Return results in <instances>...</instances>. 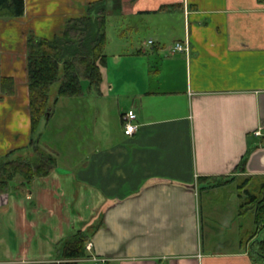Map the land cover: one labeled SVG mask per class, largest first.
<instances>
[{"label": "crops", "instance_id": "0c3cea01", "mask_svg": "<svg viewBox=\"0 0 264 264\" xmlns=\"http://www.w3.org/2000/svg\"><path fill=\"white\" fill-rule=\"evenodd\" d=\"M100 1L108 18L114 10L122 29L157 36L139 38L142 44L137 48L133 42L132 50L121 40L125 49L114 59L119 70L123 60H133L124 68L128 82L109 81L106 59L100 96L58 102L62 125H79L82 119L67 112L73 108L87 118L84 140L76 139L65 163L56 159L53 175L21 190L16 180L12 193L0 197L7 235L0 264L54 262L58 246L79 232L88 235L93 255L107 264H262L252 253L260 239L254 222L252 229L241 222L252 218L241 215L237 189L225 196L233 203L231 220L238 223L234 251H205L204 228L211 234L220 209L205 210L202 200L246 179L264 180V137H255L264 129V0H51L41 9L24 0L22 18H0L13 28L9 46L0 40V81L10 79L14 88L12 96L0 90V106L13 100L28 112V38L60 36L65 21ZM30 5L35 29L27 32L18 24L28 18ZM172 14L180 15V29L170 41L171 22L163 19ZM186 40L188 56L174 53ZM86 103L88 109L80 108ZM8 112L1 109L0 122L9 123ZM27 112L12 114V125L0 126L20 145L6 149L5 157L28 150ZM103 112L116 119L108 132L104 123L92 120L97 114L102 119ZM128 112L136 115L137 127L130 137L121 122ZM52 120L40 125L39 138L41 149L55 158L52 149L63 128L56 125L48 137L42 129ZM243 161L245 173L238 174ZM224 181L231 182L213 188Z\"/></svg>", "mask_w": 264, "mask_h": 264}, {"label": "trees", "instance_id": "16d2710c", "mask_svg": "<svg viewBox=\"0 0 264 264\" xmlns=\"http://www.w3.org/2000/svg\"><path fill=\"white\" fill-rule=\"evenodd\" d=\"M105 2L90 4L82 17L65 21L60 36L52 39L29 37L26 43L28 116L30 137L27 149L34 161L12 156L0 158V197L7 196L15 189L28 188L35 180L48 178L57 170L55 158L40 148V125L54 117V110L60 100H80L93 93L100 96L103 83L101 67L106 62L108 11ZM24 0H0V18H22ZM58 87L52 98L51 92ZM13 82L1 79L0 90L4 96L14 93ZM32 137V138H31ZM244 161L235 172L244 174ZM232 181V180H231ZM231 181L220 182L219 188ZM202 182V181H200ZM239 211L241 215H251L256 234L264 231V180H244L237 186ZM90 238L85 233H77L64 240L56 250V260L44 264H77L88 259L85 250ZM251 240V239H250ZM253 257L264 264V236L253 243ZM254 246H256L254 248ZM43 264V263H38Z\"/></svg>", "mask_w": 264, "mask_h": 264}, {"label": "rangeland", "instance_id": "374dc122", "mask_svg": "<svg viewBox=\"0 0 264 264\" xmlns=\"http://www.w3.org/2000/svg\"><path fill=\"white\" fill-rule=\"evenodd\" d=\"M31 0H28V2H30ZM36 4L34 6H39V8L41 9L42 6L45 5V3L47 2H51V0H33ZM42 5V6H41ZM29 14H28V18H26L24 21H22L21 25L18 24L21 29H28V31H31V29L34 28L33 23H34V15H35V10L31 8V5L29 7ZM38 11V10H36ZM114 10H109V27L107 30V35H108V42L109 44L107 45L108 48L105 51V55H106V59L108 60V68L107 71L108 72V77H109V81L110 82H117L118 78L121 79L120 82L121 83H125L128 82L129 78L126 75V71H124V68L126 66H131V63L133 60H128L125 59L123 60V64L120 66L121 68L123 67V69L119 70L116 67V63H115V59L114 57L116 56V54H122V50L125 48H122L120 45L121 40H128L126 46L127 49L132 50L131 45L133 42H136L135 45H137V48L140 47L139 43V38H141L140 40H146L149 38H154V36L157 35H153L151 33H146V32H142L138 35L133 34L132 31H129L127 28L125 27L124 29H122L123 27H119V25L117 24V18L115 13H113ZM40 13V11H38V14ZM83 16V15H82ZM79 16V17H82ZM180 15L178 14H172L170 17H167L165 20L167 23L171 22V26H167V30L168 31H172L173 35L169 38L170 41L171 39L175 36L176 38L179 35V31L178 29H180L179 27V18ZM182 17V16H181ZM47 28V27H46ZM162 28L164 29V25L162 26ZM175 28V29H174ZM5 29L8 32L7 34H4ZM13 28H10L9 24H5L3 25V23L0 21V30H2L0 32V40L3 43L4 41L7 42L6 46L10 45L11 42V38H8L10 34V32L12 31ZM35 29V28H34ZM45 32V30H44ZM156 38V37H155ZM7 39V40H6ZM136 49V48H135ZM57 90L58 87H54L51 95L52 98H54L57 94ZM28 97V96H27ZM24 98V96H23ZM13 101V100H12ZM8 102L9 105H1L0 106V111L1 109H6L8 110L9 114L8 117L6 118H10L9 123H2L0 122V126H7L8 125H12L11 124V115L14 113L23 115L26 114L25 112H27V110L24 108L23 106L19 107L17 105H15V101L13 102ZM61 101V100H60ZM59 101V102H60ZM100 101V100H99ZM58 105V104H57ZM86 106H81L80 108H85L88 109V105L87 103L85 104ZM19 108H23L22 111H19ZM98 108V107H96ZM17 109V110H16ZM54 112V120L51 121L50 124H48V128H42L45 135L47 134L48 137V133L53 134V127H56V125H61V127L63 128L62 133L57 136L56 138V145H54L53 147V152H54V157L55 159H58L59 164H63V162L65 163V161H67L69 154V149H73L74 148V143L77 139L78 142H82L84 140V138L82 137V135H84V130L83 128V124L84 121H86L87 118H85L84 116H81V113L79 115H76V113L74 112V108L68 110V114L70 116H73V118H75V120L77 119V121L79 119H82L80 122H78L79 125H76L73 123H65L64 125H62L63 123L61 122V118L60 116H64V112H62L61 109H59L57 106L55 107ZM102 119L101 117L97 114L94 115V117L92 118L93 122H97V123H104L106 125V129L107 132L110 131L111 129L113 130L116 127V119H114L112 116H106L105 112L102 113ZM7 115V114H6ZM41 129V128H40ZM0 158L5 157L6 153L5 150H9L12 149L14 147L17 148V145L19 143H15V140L13 139V135H11L9 132H7L6 134L4 133V131L0 128ZM48 131V132H47ZM105 132V131H104ZM106 133V132H105ZM109 134V133H108ZM38 135H40V130ZM101 134L97 135L99 136V139H96V144H99L104 140V138L102 136H100ZM5 136H8L6 139ZM12 137V138H11ZM47 137H43V141L46 142L48 140ZM103 138V139H102ZM23 140V139H22ZM21 140V141H22ZM5 142H9L10 144L7 146H5ZM14 144V145H13ZM103 144V143H101ZM100 144V145H101ZM23 145V144H21ZM20 146V145H18ZM41 148V146H40ZM43 151H47V149H44V147H42ZM6 150V151H7ZM18 158H23L26 160H30V161H34V158L31 154V151L26 150V151H19L17 154H15L14 156H12L9 160H15ZM70 162V161H68ZM58 163V162H57ZM239 184V182L235 183L234 185H232L231 187L221 190L220 192L214 194L213 196L207 197L204 196L203 200H202V205L205 210L209 207V206H218V208L220 209L219 215L216 216L213 220V226H212V232L211 234H209L206 231V228H204V246H205V251H218V252H228V251H234L236 250V245L235 243L238 242L237 239V225L238 223H233L232 222V213H233V208H232V200L231 201H227V198H225L226 195L232 194V192H236L237 189V185ZM3 214L0 213V261H2L4 259V252H3V247L5 245V241L7 240V235L5 233L4 228V224H3ZM245 220L241 222L243 223V227L244 229H252L253 226V221L252 219L248 218V216L246 218H244ZM97 222V219L94 220V224ZM262 236H264V231L258 235L259 238H261ZM57 250V249H56ZM55 250V253H56ZM88 256L90 257L91 255L88 254ZM77 264H90L89 260H84Z\"/></svg>", "mask_w": 264, "mask_h": 264}, {"label": "built area", "instance_id": "2783aa9c", "mask_svg": "<svg viewBox=\"0 0 264 264\" xmlns=\"http://www.w3.org/2000/svg\"><path fill=\"white\" fill-rule=\"evenodd\" d=\"M149 45H151V43H149ZM174 53H185L187 56L190 53V47H189V43L188 40H186V42H184V44H177L175 45L174 49H173ZM134 121H136V115L133 112H128L123 118H122V122H123V126H124V135H126L127 137H130L133 135V133L136 132L137 127L134 125ZM264 135V130H260L255 134L256 138H261ZM93 249V246L91 244H87L86 245V252L91 253ZM109 260L107 259H101L98 257H92L90 262L91 264H107Z\"/></svg>", "mask_w": 264, "mask_h": 264}]
</instances>
